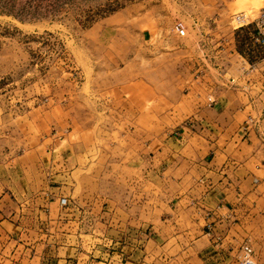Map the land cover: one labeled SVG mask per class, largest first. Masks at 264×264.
Instances as JSON below:
<instances>
[{
	"label": "rangeland",
	"instance_id": "1",
	"mask_svg": "<svg viewBox=\"0 0 264 264\" xmlns=\"http://www.w3.org/2000/svg\"><path fill=\"white\" fill-rule=\"evenodd\" d=\"M29 1L32 10L39 4V16L0 10V220L15 223L19 213L25 228L32 226V201L48 190L69 205L109 198L116 185L123 194L128 186L141 193L148 159L192 128L187 107L196 94L208 103L221 95L225 66L209 61V46L222 47L225 28L240 30L238 14L253 19L264 10V0H16L19 7ZM177 22L186 25L185 36L175 31ZM246 36L239 32V39ZM242 49L264 58L261 44L249 41ZM230 220L250 226L245 243L264 264V201ZM7 225H0L11 234L0 233V264L10 263L19 244L32 245L30 238H14ZM151 232L144 253H132L133 240L108 248L118 251L113 261L201 263L195 252L179 254L167 228L160 230L168 237L165 248L153 236L158 231L147 227ZM226 241L209 262L240 264L243 236Z\"/></svg>",
	"mask_w": 264,
	"mask_h": 264
},
{
	"label": "crops",
	"instance_id": "2",
	"mask_svg": "<svg viewBox=\"0 0 264 264\" xmlns=\"http://www.w3.org/2000/svg\"><path fill=\"white\" fill-rule=\"evenodd\" d=\"M225 30L228 40L222 47L209 46V61L216 58L225 66L224 85L217 88L221 95L208 103L202 93L196 94L187 107L192 117L186 124L192 128L184 127L181 137L171 136L170 147L148 159L149 165L140 172L141 193L140 187L128 186L123 194L124 189L119 191L116 185L109 198L88 203L80 198L82 203L70 205H62L57 193L51 195L53 190L39 193L32 201L30 228L23 226L25 217L19 213L13 217L15 223L0 220V225L14 226V238L32 240L27 248L26 242L19 244L9 264H118L113 261L118 251L108 248L133 240L138 244L131 247L132 253H144L143 247L152 239L147 227L158 231L153 236L165 242L163 248L169 241L160 230L167 228L179 254L195 252L202 257L200 264H225L209 262V254L219 255V247L233 235L243 236L241 245L246 242L245 229L250 226H234L230 219L235 214L244 216L264 201V58L249 61L238 50V31L230 26ZM212 89L209 86V92ZM152 173L155 196L151 202L148 177ZM8 232L0 231L10 238ZM71 237H77V246L70 243Z\"/></svg>",
	"mask_w": 264,
	"mask_h": 264
},
{
	"label": "built area",
	"instance_id": "3",
	"mask_svg": "<svg viewBox=\"0 0 264 264\" xmlns=\"http://www.w3.org/2000/svg\"><path fill=\"white\" fill-rule=\"evenodd\" d=\"M235 19L239 23L237 28L253 27L256 32V41L264 48V10L253 19H250L246 14H238ZM174 29L180 36H185L187 33V27L182 22H177ZM60 202L62 205H67L68 199L63 197ZM240 264H259L254 249L249 243H244L241 246Z\"/></svg>",
	"mask_w": 264,
	"mask_h": 264
},
{
	"label": "trees",
	"instance_id": "4",
	"mask_svg": "<svg viewBox=\"0 0 264 264\" xmlns=\"http://www.w3.org/2000/svg\"><path fill=\"white\" fill-rule=\"evenodd\" d=\"M18 5L19 4L16 2V0H0V10L1 11L11 12V13L13 12L17 15H21V16L25 15V16H30V17H37V16H39V14H41V13H37V10L39 8V4H37L35 9H33V10H32L33 6H32L31 1H29L27 3V5L24 4L21 7H19ZM16 10H18V11H16ZM245 31L248 32V36H246L244 40H241L238 38V40H239L238 50L240 53L245 55L249 59V61L255 62L257 59H259V57L253 56L250 54L247 55L245 50L242 49V45L244 46V44H247L249 41L253 45L254 42L256 41V38H255L256 32L252 28L245 30ZM237 34L239 35V32H237ZM256 45H257V43H256Z\"/></svg>",
	"mask_w": 264,
	"mask_h": 264
}]
</instances>
